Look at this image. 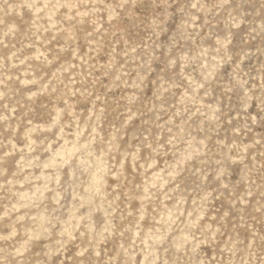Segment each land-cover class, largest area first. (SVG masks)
I'll list each match as a JSON object with an SVG mask.
<instances>
[{
  "label": "rangeland",
  "instance_id": "374dc122",
  "mask_svg": "<svg viewBox=\"0 0 264 264\" xmlns=\"http://www.w3.org/2000/svg\"><path fill=\"white\" fill-rule=\"evenodd\" d=\"M0 264H264V0H0Z\"/></svg>",
  "mask_w": 264,
  "mask_h": 264
},
{
  "label": "bare ground",
  "instance_id": "6f19581e",
  "mask_svg": "<svg viewBox=\"0 0 264 264\" xmlns=\"http://www.w3.org/2000/svg\"><path fill=\"white\" fill-rule=\"evenodd\" d=\"M66 146V145H65ZM53 155V154H52ZM67 156V155H66ZM98 179V178H97ZM71 216V215H70ZM71 222V221H70ZM72 225V224H71ZM66 226V225H65ZM63 227V226H62ZM67 227V226H66ZM65 229V228H64ZM67 229V228H66ZM67 231V230H66ZM68 232V231H67Z\"/></svg>",
  "mask_w": 264,
  "mask_h": 264
}]
</instances>
